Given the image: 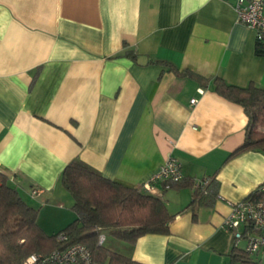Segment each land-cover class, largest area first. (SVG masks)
Wrapping results in <instances>:
<instances>
[{
    "label": "crops",
    "instance_id": "crops-1",
    "mask_svg": "<svg viewBox=\"0 0 264 264\" xmlns=\"http://www.w3.org/2000/svg\"><path fill=\"white\" fill-rule=\"evenodd\" d=\"M233 2L0 0V173L44 232L75 218L60 181L72 159L141 188L173 157L191 185L145 189L174 214L169 233L133 244L109 235L106 248L143 264H232L245 240L223 219L264 184V152L231 155L244 140L243 107L173 69L264 88V43ZM202 178L216 180L217 193L191 205ZM250 259L264 264V253Z\"/></svg>",
    "mask_w": 264,
    "mask_h": 264
},
{
    "label": "trees",
    "instance_id": "trees-1",
    "mask_svg": "<svg viewBox=\"0 0 264 264\" xmlns=\"http://www.w3.org/2000/svg\"><path fill=\"white\" fill-rule=\"evenodd\" d=\"M257 52L262 50L257 48ZM125 55L134 58L130 51ZM178 76L190 74L204 86L211 84L213 90L226 99L241 105L247 116L243 143L231 155L249 150L264 152V88L254 83L246 86L228 84L219 76L203 77L192 72L173 69ZM60 181L73 199L75 218L63 229L47 234L37 223L38 210L30 206L0 173V264H23L32 253L47 254L74 243L88 247L93 260L107 264H143L97 244L100 232L133 244L145 234H167L169 223L174 219L164 202L145 189L126 185L102 176L78 158L65 165ZM191 185L187 180L171 182V187ZM191 205H210L218 183L211 179L205 189L193 185ZM247 198L254 202L264 201V184L252 191ZM64 233L66 239L59 241L57 235ZM231 263L255 264L250 255L234 247L230 253Z\"/></svg>",
    "mask_w": 264,
    "mask_h": 264
},
{
    "label": "built area",
    "instance_id": "built-area-1",
    "mask_svg": "<svg viewBox=\"0 0 264 264\" xmlns=\"http://www.w3.org/2000/svg\"><path fill=\"white\" fill-rule=\"evenodd\" d=\"M233 6L240 23L247 25L254 32L255 39L264 43V0H234ZM192 104L197 98L190 100ZM181 162L169 157L149 177L142 188L151 190L155 182H178L182 180ZM210 178L197 180L196 184L205 189ZM37 189L30 193L36 195ZM223 228L231 233L235 241L245 240L243 251L248 255L264 253V201L254 202L244 198L231 203L230 213L223 219ZM57 240L66 239L64 233L56 237ZM106 234L100 232L97 244L103 245ZM23 264H95L92 253L88 247L81 243H74L63 249H55L47 254L32 253L26 257Z\"/></svg>",
    "mask_w": 264,
    "mask_h": 264
},
{
    "label": "rangeland",
    "instance_id": "rangeland-1",
    "mask_svg": "<svg viewBox=\"0 0 264 264\" xmlns=\"http://www.w3.org/2000/svg\"><path fill=\"white\" fill-rule=\"evenodd\" d=\"M107 236H109V234H107ZM109 244H110V243H104L103 246H104V247H108ZM95 264H107V262H105V263H97V262H95Z\"/></svg>",
    "mask_w": 264,
    "mask_h": 264
}]
</instances>
